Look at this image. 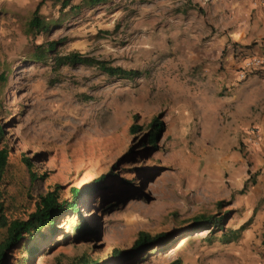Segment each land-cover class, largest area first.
<instances>
[{"label":"rangeland","instance_id":"rangeland-1","mask_svg":"<svg viewBox=\"0 0 264 264\" xmlns=\"http://www.w3.org/2000/svg\"><path fill=\"white\" fill-rule=\"evenodd\" d=\"M215 3L0 0L6 216L25 219L45 192L69 200L71 187L108 173L80 196L76 211L65 210L53 228L47 224L10 249L8 264H81L82 256L99 264L233 263L230 251L250 228L252 221L243 222L262 172L252 166L244 132L236 135L232 121L204 120L199 110L218 79L210 77L234 68L220 42L221 17L213 20ZM35 19L46 27H31ZM50 42L54 47L36 58ZM71 51L140 74L123 78L91 65H57L56 57ZM155 115L164 130L152 146L146 134ZM132 124L139 127L134 133ZM225 211L231 212L225 227L245 226L236 240L225 242L223 230L204 226L145 252L112 255L114 248L128 249L140 231H178L195 216Z\"/></svg>","mask_w":264,"mask_h":264},{"label":"crops","instance_id":"crops-1","mask_svg":"<svg viewBox=\"0 0 264 264\" xmlns=\"http://www.w3.org/2000/svg\"><path fill=\"white\" fill-rule=\"evenodd\" d=\"M215 2L213 20L217 22L221 17L220 42L226 44L227 63L234 68L227 67L221 76L210 77V80L218 79L207 95L208 102L199 110L204 113V120L232 121L236 135L244 132L246 150L254 162L252 166L262 172L261 179L254 183L257 197L249 200L247 209L250 213L243 222L252 221L250 228L243 232L240 246L231 249L230 259L232 264H264V255L261 254L264 245V71L251 74L241 82L235 80L243 56L250 53L264 55V0ZM251 44L252 48L246 47ZM250 127L257 129L256 136L250 134Z\"/></svg>","mask_w":264,"mask_h":264},{"label":"trees","instance_id":"trees-1","mask_svg":"<svg viewBox=\"0 0 264 264\" xmlns=\"http://www.w3.org/2000/svg\"><path fill=\"white\" fill-rule=\"evenodd\" d=\"M105 0H86L87 4H98L104 2ZM31 27L37 28H45L43 24H39L37 19L31 24ZM54 42L49 43V47L43 50L39 56L36 58L40 59L44 56V53L51 47H54ZM250 46H246L248 48H252ZM57 65L64 64H85L97 67L99 70L110 76H118L123 78H133L138 76L140 72L134 69H125L120 66H114L110 64L107 60L96 59L94 57L85 56L84 54L71 51L65 55H59L56 57ZM136 120V117H134ZM139 129L137 125L132 124L130 126V132L134 133ZM149 132L146 134L148 136L147 142L154 146L157 136L164 130V124L160 118V115H155L149 122L148 125ZM4 135V129L0 124V183L3 179L4 173L7 168L8 163V150L2 146V138ZM23 162L30 167V160L25 157L23 158ZM108 173L101 174L100 176L92 179L86 184L80 187H71V199L60 200L56 190H49L44 194L39 196V200L35 205V209L30 212L25 219H9L4 211L3 202L0 200V264H8V251L12 248H15L26 238H33L35 235L39 234L43 227L49 224L52 228L54 226V221L56 217L64 212L65 210L72 209L74 211L77 210V201L81 195L84 193L95 190L105 178H107ZM245 188V186L243 187ZM242 192V191H241ZM1 196V191H0ZM230 211H225L220 215L216 214H201L195 216L192 220V223L183 227L178 231H162L156 234H150L145 231L138 232L135 240L132 245L129 246L128 249H118L114 248L112 250L113 257H121L124 256H132L134 254L145 252L146 250L153 248L154 246L165 245L175 239V235L181 236L183 234H187L189 229L191 228H199L208 226L211 227V230H223L222 231V239L225 242H229L232 240H236L240 232L245 228L244 225H241L238 229H231L225 227L226 220L230 217ZM84 225L81 224L80 228ZM81 264H99V261L89 259L85 256L80 257ZM179 264V261L176 262Z\"/></svg>","mask_w":264,"mask_h":264},{"label":"built area","instance_id":"built-area-1","mask_svg":"<svg viewBox=\"0 0 264 264\" xmlns=\"http://www.w3.org/2000/svg\"><path fill=\"white\" fill-rule=\"evenodd\" d=\"M264 71V55L248 54L241 58L240 66L236 72V81L241 82L245 80L249 75ZM250 134L257 135V129L255 127L250 128ZM252 139L254 137H251Z\"/></svg>","mask_w":264,"mask_h":264}]
</instances>
